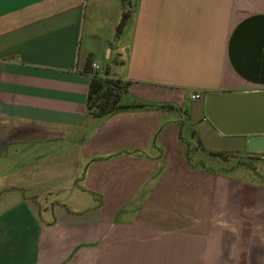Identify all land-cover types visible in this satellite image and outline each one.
Wrapping results in <instances>:
<instances>
[{
	"label": "crops",
	"instance_id": "0c3cea01",
	"mask_svg": "<svg viewBox=\"0 0 264 264\" xmlns=\"http://www.w3.org/2000/svg\"><path fill=\"white\" fill-rule=\"evenodd\" d=\"M93 63L162 107L90 117ZM256 92L264 0H0V264H264V182L187 157L264 159L204 114Z\"/></svg>",
	"mask_w": 264,
	"mask_h": 264
},
{
	"label": "water",
	"instance_id": "95a60500",
	"mask_svg": "<svg viewBox=\"0 0 264 264\" xmlns=\"http://www.w3.org/2000/svg\"><path fill=\"white\" fill-rule=\"evenodd\" d=\"M204 114L219 134L245 136L249 152L264 154V92L208 94Z\"/></svg>",
	"mask_w": 264,
	"mask_h": 264
},
{
	"label": "rangeland",
	"instance_id": "374dc122",
	"mask_svg": "<svg viewBox=\"0 0 264 264\" xmlns=\"http://www.w3.org/2000/svg\"><path fill=\"white\" fill-rule=\"evenodd\" d=\"M112 58L109 60V64L111 63L117 65L121 62L119 59V56L114 53ZM99 69L96 70L97 73H99L100 76L107 73V76L104 78H118L117 75L113 74L108 66L101 67V65H98ZM92 68V67H91ZM93 69V68H92ZM94 118L93 116H90ZM102 119V118H101ZM104 119V118H103ZM183 141H187L186 139H183ZM195 142L192 143V149L196 151V154H192L191 150L187 149V157L189 162L195 163V164H207L210 168L223 171H229L230 173L237 174L239 173H245V175H252V176H244L249 177L253 180L257 181H263L264 182V159L261 158L262 155H257L259 157H253L252 159H248L245 150H240L239 148H233L230 151H220L218 152L220 156L218 158H211L208 155V151L203 149V146L197 141V139L194 140ZM227 138H207L206 144L211 148L223 149L224 146H228ZM196 146V147H195ZM189 148V147H188ZM74 150V149H73ZM189 154V155H188ZM59 155L57 154V157ZM77 154L75 151H72V172L77 174L78 172H82V169L84 165H79L78 158L76 157ZM264 157V156H263ZM226 159L227 161L223 162V160ZM60 166H57V176H59L58 168ZM68 166L66 165V168Z\"/></svg>",
	"mask_w": 264,
	"mask_h": 264
},
{
	"label": "trees",
	"instance_id": "16d2710c",
	"mask_svg": "<svg viewBox=\"0 0 264 264\" xmlns=\"http://www.w3.org/2000/svg\"><path fill=\"white\" fill-rule=\"evenodd\" d=\"M130 11H126L116 28V35L122 32L129 16ZM90 81L87 95V114L94 118H108L118 113L130 111H142L151 108H160L162 106H155L147 104L133 98L128 93L129 82L118 78H104L107 73L102 76L96 71L89 68ZM211 158H218L219 153L208 151ZM227 161L226 159L223 162Z\"/></svg>",
	"mask_w": 264,
	"mask_h": 264
},
{
	"label": "built area",
	"instance_id": "2783aa9c",
	"mask_svg": "<svg viewBox=\"0 0 264 264\" xmlns=\"http://www.w3.org/2000/svg\"><path fill=\"white\" fill-rule=\"evenodd\" d=\"M91 66H92V68H93L94 71H96L97 69H99V66L96 65V64H94V63ZM200 97L201 96L198 93H195V92H191L189 94V99L190 100H198V99H200Z\"/></svg>",
	"mask_w": 264,
	"mask_h": 264
}]
</instances>
